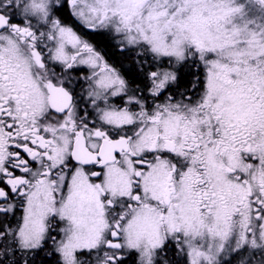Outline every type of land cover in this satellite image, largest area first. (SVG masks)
<instances>
[{
    "label": "snow or ice",
    "instance_id": "obj_1",
    "mask_svg": "<svg viewBox=\"0 0 264 264\" xmlns=\"http://www.w3.org/2000/svg\"><path fill=\"white\" fill-rule=\"evenodd\" d=\"M0 264H264V0H0Z\"/></svg>",
    "mask_w": 264,
    "mask_h": 264
},
{
    "label": "flooded vegetation",
    "instance_id": "obj_2",
    "mask_svg": "<svg viewBox=\"0 0 264 264\" xmlns=\"http://www.w3.org/2000/svg\"><path fill=\"white\" fill-rule=\"evenodd\" d=\"M65 15H67V13H65ZM69 22H71V18H69ZM115 59H117V61H118V57H117V58H114V61L113 62H116Z\"/></svg>",
    "mask_w": 264,
    "mask_h": 264
},
{
    "label": "trees",
    "instance_id": "obj_3",
    "mask_svg": "<svg viewBox=\"0 0 264 264\" xmlns=\"http://www.w3.org/2000/svg\"><path fill=\"white\" fill-rule=\"evenodd\" d=\"M117 61V59H115Z\"/></svg>",
    "mask_w": 264,
    "mask_h": 264
}]
</instances>
